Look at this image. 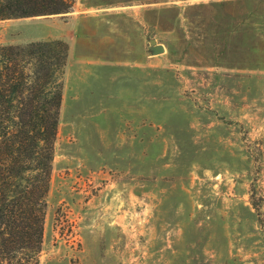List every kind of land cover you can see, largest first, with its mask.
<instances>
[{"label":"rangeland","instance_id":"1","mask_svg":"<svg viewBox=\"0 0 264 264\" xmlns=\"http://www.w3.org/2000/svg\"><path fill=\"white\" fill-rule=\"evenodd\" d=\"M54 39L68 57L39 264H264V0L0 19V45Z\"/></svg>","mask_w":264,"mask_h":264},{"label":"trees","instance_id":"2","mask_svg":"<svg viewBox=\"0 0 264 264\" xmlns=\"http://www.w3.org/2000/svg\"><path fill=\"white\" fill-rule=\"evenodd\" d=\"M73 0H0V19L68 12ZM68 45H0V264H39Z\"/></svg>","mask_w":264,"mask_h":264},{"label":"water","instance_id":"3","mask_svg":"<svg viewBox=\"0 0 264 264\" xmlns=\"http://www.w3.org/2000/svg\"><path fill=\"white\" fill-rule=\"evenodd\" d=\"M149 53L151 55L161 54L165 51V46L162 43H157L155 38H149Z\"/></svg>","mask_w":264,"mask_h":264},{"label":"crops","instance_id":"4","mask_svg":"<svg viewBox=\"0 0 264 264\" xmlns=\"http://www.w3.org/2000/svg\"><path fill=\"white\" fill-rule=\"evenodd\" d=\"M107 55L103 54V55H101L103 58H101V59L97 58V61L99 62V66H101L102 69L107 67V64H104L103 62H108V60H112V59H110V57L108 58ZM109 56H111V55H109ZM111 57H113V55ZM127 62H129V61H127ZM137 62H138V65H139V63H140L139 60Z\"/></svg>","mask_w":264,"mask_h":264}]
</instances>
